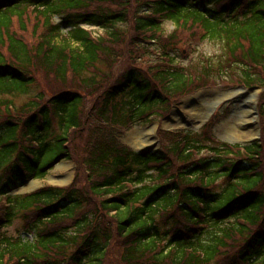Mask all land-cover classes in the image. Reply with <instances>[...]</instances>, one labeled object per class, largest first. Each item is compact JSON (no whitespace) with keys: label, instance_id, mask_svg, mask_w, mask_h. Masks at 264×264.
I'll list each match as a JSON object with an SVG mask.
<instances>
[{"label":"trees","instance_id":"16d2710c","mask_svg":"<svg viewBox=\"0 0 264 264\" xmlns=\"http://www.w3.org/2000/svg\"><path fill=\"white\" fill-rule=\"evenodd\" d=\"M206 41L216 55L177 62ZM237 85L263 89L264 122V0H0V264H264V125L244 144L160 133L161 152L105 137ZM74 157L68 187L8 195Z\"/></svg>","mask_w":264,"mask_h":264},{"label":"rangeland","instance_id":"374dc122","mask_svg":"<svg viewBox=\"0 0 264 264\" xmlns=\"http://www.w3.org/2000/svg\"><path fill=\"white\" fill-rule=\"evenodd\" d=\"M59 22V20H56ZM120 28L124 29L126 25H119ZM88 31L93 33V36L101 34V30L96 27L87 28ZM173 28L170 23H164L162 25V34L164 37L169 36L172 33ZM187 47H180L179 54L177 55V62L181 66H188L194 62L197 58L208 55L213 56L217 54L218 48L213 43L208 41L200 44H192L190 52H184ZM153 58V57H152ZM155 58V57H154ZM124 65H115L113 69L114 77H116L122 70ZM28 93L18 94L13 93L9 96H4L8 101L12 102L15 107L20 108L22 105L30 102L32 97L36 95H45V91L40 86L30 87ZM231 90H238L239 94H244L240 89V86H221L211 87L195 91L194 93L184 96L179 99L177 105L173 107L167 114L166 119L159 120V118H153L152 122L146 126H132L128 129H120L115 133H108L105 135L108 142L132 151L152 149L153 151H161L160 132L165 133L180 132L183 130L199 131L204 132L209 136L216 138L222 142H231L234 144H244L251 142L255 138L261 137V128L264 122L260 119L258 114V104L261 98L262 90H255L252 92V98L245 99L242 103H233L236 99L240 98L239 94L233 98L225 99L220 104L217 110L209 113L212 106L207 102L208 97L217 92H227ZM256 92V95H254ZM89 106V105H88ZM87 106V107H88ZM197 106L201 107L200 114L203 115L202 119H198L199 114L196 112ZM204 111L209 113L208 117L204 118ZM168 119L176 121L172 124ZM168 122V123H166ZM231 127L230 135H227L224 131L225 128ZM137 135V139L142 137L148 138L152 144L144 145L142 147H136L131 144L133 138ZM139 135V137H138ZM142 135V137L140 136ZM148 136V137H147ZM160 141V142H159ZM166 138H164V143ZM204 154V153H203ZM77 158L73 160L62 161L55 165L50 170L47 176L41 180H31L24 183L21 186L12 187L10 189L9 196H22L30 194L38 189L44 187H59L66 188L74 181L75 173H77ZM6 233L11 238L20 237L22 239L31 240V236L24 235L22 233V220L16 218L12 224L6 228Z\"/></svg>","mask_w":264,"mask_h":264},{"label":"bare ground","instance_id":"6f19581e","mask_svg":"<svg viewBox=\"0 0 264 264\" xmlns=\"http://www.w3.org/2000/svg\"><path fill=\"white\" fill-rule=\"evenodd\" d=\"M238 94H239L238 90H231V91L220 92V93L215 92L208 97L207 102L210 106H214L216 103H220L221 101H223L225 99L233 98L235 95H238ZM251 95H252V92H249L248 94H241L240 96H245L247 99H249V98H252ZM254 95H256V92H254ZM201 109L202 108L199 106H197V108H196V112H197V114H199L198 119L203 118V115L200 114ZM207 115H208L207 112L204 111V118L207 117ZM166 123H168V122H166ZM224 132L227 135H230L231 127H228V128L226 127ZM140 136L142 137V135H140ZM138 137H139V135H138ZM152 143H153V141L150 142L148 140V138H146V137H142V139H140V138L137 139V135H135V137L133 138V141L131 142V144L136 146V147H142L144 145H149Z\"/></svg>","mask_w":264,"mask_h":264},{"label":"water","instance_id":"95a60500","mask_svg":"<svg viewBox=\"0 0 264 264\" xmlns=\"http://www.w3.org/2000/svg\"><path fill=\"white\" fill-rule=\"evenodd\" d=\"M240 89H241L242 91H245V89H243L242 87H240ZM253 90H256V89H250L249 91H253ZM216 105H217V104H215V105L212 107L211 112L213 111V109L215 108ZM230 143H231V142H230Z\"/></svg>","mask_w":264,"mask_h":264}]
</instances>
